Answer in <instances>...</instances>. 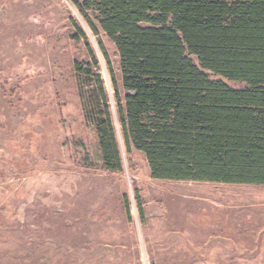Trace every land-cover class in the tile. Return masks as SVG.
<instances>
[{
    "label": "rangeland",
    "instance_id": "1",
    "mask_svg": "<svg viewBox=\"0 0 264 264\" xmlns=\"http://www.w3.org/2000/svg\"><path fill=\"white\" fill-rule=\"evenodd\" d=\"M84 1L0 0V264H264V188L156 180L135 150L103 168L98 84L75 71L88 45L113 112L98 40L127 91Z\"/></svg>",
    "mask_w": 264,
    "mask_h": 264
},
{
    "label": "trees",
    "instance_id": "2",
    "mask_svg": "<svg viewBox=\"0 0 264 264\" xmlns=\"http://www.w3.org/2000/svg\"><path fill=\"white\" fill-rule=\"evenodd\" d=\"M75 5L94 35L101 31L115 44L127 91L120 93L98 40L115 89L113 112L88 45L89 60L75 71L98 84L96 132L105 170L123 173L124 152L135 150L156 180L264 186V0Z\"/></svg>",
    "mask_w": 264,
    "mask_h": 264
},
{
    "label": "crops",
    "instance_id": "3",
    "mask_svg": "<svg viewBox=\"0 0 264 264\" xmlns=\"http://www.w3.org/2000/svg\"><path fill=\"white\" fill-rule=\"evenodd\" d=\"M193 183V182H192ZM223 185H231V184H223ZM235 186H247V187H259V188H264V186H257V185H235ZM264 206V201L262 202Z\"/></svg>",
    "mask_w": 264,
    "mask_h": 264
}]
</instances>
